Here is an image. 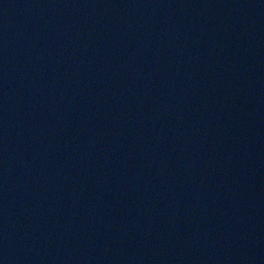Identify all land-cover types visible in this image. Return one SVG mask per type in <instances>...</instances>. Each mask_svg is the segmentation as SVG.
Listing matches in <instances>:
<instances>
[{
  "label": "water",
  "instance_id": "1",
  "mask_svg": "<svg viewBox=\"0 0 264 264\" xmlns=\"http://www.w3.org/2000/svg\"><path fill=\"white\" fill-rule=\"evenodd\" d=\"M0 264H264V0H0Z\"/></svg>",
  "mask_w": 264,
  "mask_h": 264
}]
</instances>
